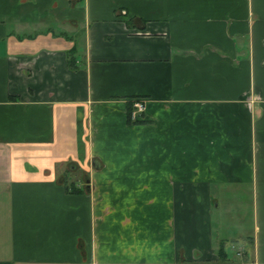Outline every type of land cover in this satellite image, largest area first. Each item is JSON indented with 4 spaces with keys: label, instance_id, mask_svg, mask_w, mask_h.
<instances>
[{
    "label": "crops",
    "instance_id": "obj_1",
    "mask_svg": "<svg viewBox=\"0 0 264 264\" xmlns=\"http://www.w3.org/2000/svg\"><path fill=\"white\" fill-rule=\"evenodd\" d=\"M0 264H264V0H0Z\"/></svg>",
    "mask_w": 264,
    "mask_h": 264
},
{
    "label": "built area",
    "instance_id": "obj_2",
    "mask_svg": "<svg viewBox=\"0 0 264 264\" xmlns=\"http://www.w3.org/2000/svg\"><path fill=\"white\" fill-rule=\"evenodd\" d=\"M145 100L143 98H134L132 101V110L131 116L132 118H138L139 115L143 112L145 108ZM240 253V252H237Z\"/></svg>",
    "mask_w": 264,
    "mask_h": 264
},
{
    "label": "trees",
    "instance_id": "obj_3",
    "mask_svg": "<svg viewBox=\"0 0 264 264\" xmlns=\"http://www.w3.org/2000/svg\"><path fill=\"white\" fill-rule=\"evenodd\" d=\"M132 102L130 101V102H128V104H127V120L129 121V122H135V121H138L139 120V118H132V116H131V110H132ZM225 249H224V242H222V244L220 245V247H219V249H218V254L220 255V256H223V255H225Z\"/></svg>",
    "mask_w": 264,
    "mask_h": 264
},
{
    "label": "rangeland",
    "instance_id": "obj_4",
    "mask_svg": "<svg viewBox=\"0 0 264 264\" xmlns=\"http://www.w3.org/2000/svg\"><path fill=\"white\" fill-rule=\"evenodd\" d=\"M238 214V213H237ZM236 214V215H237ZM238 235H233V237H228L227 238V242L224 244L226 245L227 251L230 252L231 254H233L235 252V249L232 246V243L236 240H238L237 238ZM240 241V240H239ZM237 242V241H236ZM236 253V252H235Z\"/></svg>",
    "mask_w": 264,
    "mask_h": 264
}]
</instances>
